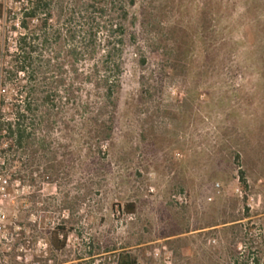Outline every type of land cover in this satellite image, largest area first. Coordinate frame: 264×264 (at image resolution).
<instances>
[{
    "label": "rangeland",
    "instance_id": "374dc122",
    "mask_svg": "<svg viewBox=\"0 0 264 264\" xmlns=\"http://www.w3.org/2000/svg\"><path fill=\"white\" fill-rule=\"evenodd\" d=\"M127 10L112 139L104 154L89 148L62 105L52 175L46 160L37 172L15 162L21 181L0 172V264H115L120 251L137 264H252L248 250L264 264V0ZM10 25L0 19V46L11 48ZM14 89L0 86L5 117ZM62 220L71 231L55 252L47 231Z\"/></svg>",
    "mask_w": 264,
    "mask_h": 264
},
{
    "label": "trees",
    "instance_id": "16d2710c",
    "mask_svg": "<svg viewBox=\"0 0 264 264\" xmlns=\"http://www.w3.org/2000/svg\"><path fill=\"white\" fill-rule=\"evenodd\" d=\"M10 4L0 3V19L10 21V31L15 34L11 48L0 46V86L15 87L16 97L9 117L0 112V172L6 170L11 182L22 178L21 169L10 171L15 162L29 170L36 165L37 172L46 160L52 175L56 153L49 136L65 119L63 106L79 112V124L86 127L91 142L89 148L104 154L102 150L115 130L127 6L134 0H11ZM140 62L144 64L145 59ZM49 156L52 158L45 159ZM234 158L238 161L239 156ZM34 171L27 174L28 184L34 181ZM237 173L246 188L245 173L241 169ZM125 210L133 213L135 204L126 203ZM3 229L0 226V234ZM70 231L64 220L49 229V248L63 251ZM246 239L238 235L237 242L244 244ZM5 256L10 253H4L0 239V258ZM250 257L252 264H261L248 250ZM115 264L137 261L128 251H120Z\"/></svg>",
    "mask_w": 264,
    "mask_h": 264
}]
</instances>
